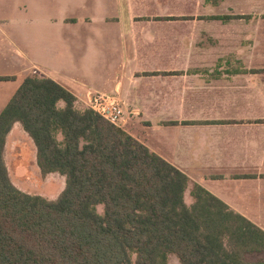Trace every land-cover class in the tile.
Instances as JSON below:
<instances>
[{
	"label": "crops",
	"instance_id": "crops-1",
	"mask_svg": "<svg viewBox=\"0 0 264 264\" xmlns=\"http://www.w3.org/2000/svg\"><path fill=\"white\" fill-rule=\"evenodd\" d=\"M32 72L264 232V0H0V115ZM3 159L40 173L19 123Z\"/></svg>",
	"mask_w": 264,
	"mask_h": 264
},
{
	"label": "trees",
	"instance_id": "trees-1",
	"mask_svg": "<svg viewBox=\"0 0 264 264\" xmlns=\"http://www.w3.org/2000/svg\"><path fill=\"white\" fill-rule=\"evenodd\" d=\"M76 102L32 72L0 115V264H264L245 258L264 254L261 229ZM15 123L42 176L65 178L55 201L12 185L3 151Z\"/></svg>",
	"mask_w": 264,
	"mask_h": 264
},
{
	"label": "rangeland",
	"instance_id": "rangeland-1",
	"mask_svg": "<svg viewBox=\"0 0 264 264\" xmlns=\"http://www.w3.org/2000/svg\"><path fill=\"white\" fill-rule=\"evenodd\" d=\"M77 109L83 111L89 109V107H77ZM39 174L35 171H29L26 174H23V178H19L16 171L8 170L10 181L18 191L31 197H41L47 201H55L65 189V178L58 174H51L44 177ZM191 190L192 186L190 185L184 194V201L187 206L193 204V199L190 195ZM97 212L99 215H103V207L98 206ZM245 258L248 262L254 263L263 260L264 254L246 255ZM168 264H179V261L175 256H170Z\"/></svg>",
	"mask_w": 264,
	"mask_h": 264
},
{
	"label": "built area",
	"instance_id": "built-area-1",
	"mask_svg": "<svg viewBox=\"0 0 264 264\" xmlns=\"http://www.w3.org/2000/svg\"><path fill=\"white\" fill-rule=\"evenodd\" d=\"M89 109L116 127L122 123L123 110L115 97L94 95L90 100Z\"/></svg>",
	"mask_w": 264,
	"mask_h": 264
}]
</instances>
